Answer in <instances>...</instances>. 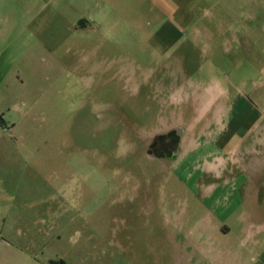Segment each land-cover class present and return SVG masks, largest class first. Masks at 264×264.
Wrapping results in <instances>:
<instances>
[{
	"label": "rangeland",
	"instance_id": "obj_1",
	"mask_svg": "<svg viewBox=\"0 0 264 264\" xmlns=\"http://www.w3.org/2000/svg\"><path fill=\"white\" fill-rule=\"evenodd\" d=\"M227 108L264 121V0H0V264H238L178 157Z\"/></svg>",
	"mask_w": 264,
	"mask_h": 264
},
{
	"label": "crops",
	"instance_id": "obj_2",
	"mask_svg": "<svg viewBox=\"0 0 264 264\" xmlns=\"http://www.w3.org/2000/svg\"><path fill=\"white\" fill-rule=\"evenodd\" d=\"M233 114L232 109H222L215 124L202 128L193 142L188 143L186 150L178 153V157L200 154L198 158L202 173L210 180L203 183L202 188L209 195L207 200L214 199L211 204L212 217L227 207L230 198L237 199V205L222 221L223 234L239 241V250L233 256L235 262L264 264V121L252 124L249 128L246 125L238 127L234 125ZM237 138L239 141L235 143ZM207 147L212 149L206 151ZM247 159L251 160L249 164L244 163ZM253 162L254 176L249 170ZM238 163L245 169L237 174L235 168ZM258 182L261 184L260 189ZM237 193H244L243 197ZM242 206H245V210H242ZM241 249L245 254L243 261L238 255ZM231 253L221 247L214 248V264H233L234 261L227 263L225 259Z\"/></svg>",
	"mask_w": 264,
	"mask_h": 264
},
{
	"label": "flooded vegetation",
	"instance_id": "obj_3",
	"mask_svg": "<svg viewBox=\"0 0 264 264\" xmlns=\"http://www.w3.org/2000/svg\"><path fill=\"white\" fill-rule=\"evenodd\" d=\"M179 131L180 130L176 129L175 131L169 132L168 134H164L161 136L162 141L160 143L154 142L151 144L150 149H155L157 152H159V155L154 157L170 158L176 153V151H178L177 149L170 148L181 141L182 138Z\"/></svg>",
	"mask_w": 264,
	"mask_h": 264
}]
</instances>
